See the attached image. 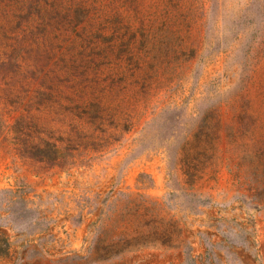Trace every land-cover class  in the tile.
I'll return each instance as SVG.
<instances>
[{
    "label": "rangeland",
    "instance_id": "rangeland-1",
    "mask_svg": "<svg viewBox=\"0 0 264 264\" xmlns=\"http://www.w3.org/2000/svg\"><path fill=\"white\" fill-rule=\"evenodd\" d=\"M0 264H264V0H0Z\"/></svg>",
    "mask_w": 264,
    "mask_h": 264
},
{
    "label": "trees",
    "instance_id": "trees-1",
    "mask_svg": "<svg viewBox=\"0 0 264 264\" xmlns=\"http://www.w3.org/2000/svg\"><path fill=\"white\" fill-rule=\"evenodd\" d=\"M10 255V242L8 237L0 231V259Z\"/></svg>",
    "mask_w": 264,
    "mask_h": 264
}]
</instances>
